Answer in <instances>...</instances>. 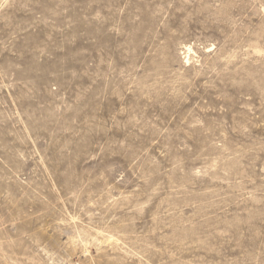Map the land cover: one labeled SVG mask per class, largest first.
<instances>
[{
    "label": "rangeland",
    "instance_id": "obj_1",
    "mask_svg": "<svg viewBox=\"0 0 264 264\" xmlns=\"http://www.w3.org/2000/svg\"><path fill=\"white\" fill-rule=\"evenodd\" d=\"M0 264H264V0H0Z\"/></svg>",
    "mask_w": 264,
    "mask_h": 264
},
{
    "label": "bare ground",
    "instance_id": "obj_2",
    "mask_svg": "<svg viewBox=\"0 0 264 264\" xmlns=\"http://www.w3.org/2000/svg\"><path fill=\"white\" fill-rule=\"evenodd\" d=\"M192 51H193V49L190 46H188V52L191 53ZM189 58H188V61H189Z\"/></svg>",
    "mask_w": 264,
    "mask_h": 264
}]
</instances>
